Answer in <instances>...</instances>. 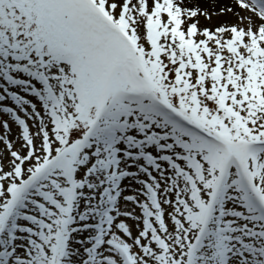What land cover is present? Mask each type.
Listing matches in <instances>:
<instances>
[{"label": "snow or ice", "instance_id": "6c2138e0", "mask_svg": "<svg viewBox=\"0 0 264 264\" xmlns=\"http://www.w3.org/2000/svg\"><path fill=\"white\" fill-rule=\"evenodd\" d=\"M218 11L0 0V264H264V0Z\"/></svg>", "mask_w": 264, "mask_h": 264}, {"label": "bare ground", "instance_id": "6f19581e", "mask_svg": "<svg viewBox=\"0 0 264 264\" xmlns=\"http://www.w3.org/2000/svg\"><path fill=\"white\" fill-rule=\"evenodd\" d=\"M194 3L198 4L203 11L204 9H208L212 12V18L209 20L205 16L200 17V24L201 25H209V24H219L222 21H229L233 22L235 17L232 13H220L218 9L223 7L226 4H230L231 0H193ZM11 103V102H9ZM2 132V131H1ZM2 147V146H0Z\"/></svg>", "mask_w": 264, "mask_h": 264}, {"label": "rangeland", "instance_id": "374dc122", "mask_svg": "<svg viewBox=\"0 0 264 264\" xmlns=\"http://www.w3.org/2000/svg\"><path fill=\"white\" fill-rule=\"evenodd\" d=\"M3 131L2 128H0V132Z\"/></svg>", "mask_w": 264, "mask_h": 264}]
</instances>
